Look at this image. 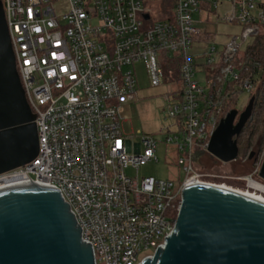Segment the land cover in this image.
Wrapping results in <instances>:
<instances>
[{"label":"built area","instance_id":"obj_1","mask_svg":"<svg viewBox=\"0 0 264 264\" xmlns=\"http://www.w3.org/2000/svg\"><path fill=\"white\" fill-rule=\"evenodd\" d=\"M17 70L35 114L39 152L25 165L0 174L24 186L57 189L70 205L95 264H141L164 249L176 227L185 188L212 184L197 168L219 124L228 82L252 91L250 77L235 66L249 37L264 29V0H2ZM200 13V20L194 15ZM148 18H145V15ZM242 26L220 51V69L202 85L196 78L203 54L200 22ZM206 33V32H205ZM207 65L215 64L211 53ZM169 65L166 73L163 62ZM153 86L177 72L181 85L169 116L176 130L165 138L176 146L184 179L130 176L128 169L155 155L156 141L133 143L124 130V105L134 100L137 66ZM203 65V64H202ZM144 146V147H143ZM250 182L263 183L246 178ZM261 194V192H259ZM176 212V216H175Z\"/></svg>","mask_w":264,"mask_h":264},{"label":"water","instance_id":"obj_2","mask_svg":"<svg viewBox=\"0 0 264 264\" xmlns=\"http://www.w3.org/2000/svg\"><path fill=\"white\" fill-rule=\"evenodd\" d=\"M148 18V15H145ZM252 96L231 109L212 133L207 152L222 162L238 158L237 138L250 119ZM36 116L17 70L0 0V174L39 152ZM250 153V158L253 156ZM264 180V159L259 171ZM164 249L141 264H264V203L199 184L187 187ZM0 264H95L70 205L57 189L24 186L0 192Z\"/></svg>","mask_w":264,"mask_h":264},{"label":"rangeland","instance_id":"obj_3","mask_svg":"<svg viewBox=\"0 0 264 264\" xmlns=\"http://www.w3.org/2000/svg\"><path fill=\"white\" fill-rule=\"evenodd\" d=\"M147 6L153 13L159 12V0H147ZM200 13L194 15L196 20H200ZM198 26L203 30V42L194 44L192 51L203 54L198 62L202 63L197 67L196 78L202 85H206L212 80L220 61V51L236 34H240L242 26L215 20L213 16L208 22H200ZM206 32V33H205ZM254 40V36L249 37L244 44V48L237 56V63L242 64V56L245 47ZM216 47V52L210 56L214 58L215 64L207 65L206 56L209 55L211 47ZM163 62V61H162ZM164 69L167 73L169 65L164 61ZM138 85L134 100L124 105V130L132 135V142L142 141L144 136H150L156 141L155 155L158 160L152 159L139 166L138 169H128L130 176H153L157 179H169L174 182V191L178 190L184 179V172L179 164V153L176 146L166 142L165 138L170 132L176 130V119L169 116V105L175 101L173 93L175 88L181 85L179 78L171 74L166 83L160 86H153L146 74L143 65L137 66ZM234 88H238L234 85ZM248 100V94L242 93L239 97L237 107L241 112ZM243 105V106H242ZM144 147V146H143ZM253 156L249 158L251 152ZM264 159V145L261 147L257 143L252 145L247 151L241 154L236 160L222 162L209 154L201 155L197 161V168L203 173V178L207 182L214 184H225L236 190L245 191L248 189L246 178L252 176L253 179L264 184V180L259 177V171ZM249 191V190H248ZM250 192L253 190L250 189ZM264 195V194H263ZM261 195L262 197H264Z\"/></svg>","mask_w":264,"mask_h":264},{"label":"trees","instance_id":"obj_4","mask_svg":"<svg viewBox=\"0 0 264 264\" xmlns=\"http://www.w3.org/2000/svg\"><path fill=\"white\" fill-rule=\"evenodd\" d=\"M165 5L169 8L171 6L170 0H165ZM242 60V64H238L235 61V66L241 77H250L253 89L247 92L239 87L238 81L228 82L224 87L225 100L219 115L220 120L231 109L236 108L239 110L240 108L237 105L242 93L248 94V100L244 103L246 105L249 99L255 96L252 115L237 138L239 146L238 157L256 143L261 147L264 145V29L245 47ZM219 69L220 67L217 68L216 73ZM175 77L178 78L179 74L176 73ZM234 85H237L238 88H234ZM206 152V150L198 149L195 153V159L198 160ZM248 157L250 158V154Z\"/></svg>","mask_w":264,"mask_h":264},{"label":"bare ground","instance_id":"obj_5","mask_svg":"<svg viewBox=\"0 0 264 264\" xmlns=\"http://www.w3.org/2000/svg\"><path fill=\"white\" fill-rule=\"evenodd\" d=\"M20 185H22V183L20 182L19 179L17 178H13V179H8V180H5L4 182L0 183V192L1 191H4V190H8V189H12V188H19ZM214 186H218L220 188H224V189H227V190H231L233 192H236V193H239V194H242L244 196H247L249 198H252L254 200H257L261 203H264V197H262L261 195L264 194V186L256 183V182H250V187L252 189H255V190H259V192H261V194L259 192H250V190L248 191L245 190V191H240V190H236L234 188H231L225 184H214ZM264 196V195H263Z\"/></svg>","mask_w":264,"mask_h":264}]
</instances>
